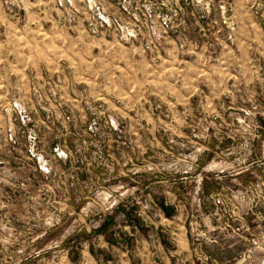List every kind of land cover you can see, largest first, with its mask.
<instances>
[{
	"label": "rangeland",
	"instance_id": "obj_1",
	"mask_svg": "<svg viewBox=\"0 0 264 264\" xmlns=\"http://www.w3.org/2000/svg\"><path fill=\"white\" fill-rule=\"evenodd\" d=\"M126 262L264 264V0H0V264Z\"/></svg>",
	"mask_w": 264,
	"mask_h": 264
},
{
	"label": "crops",
	"instance_id": "obj_2",
	"mask_svg": "<svg viewBox=\"0 0 264 264\" xmlns=\"http://www.w3.org/2000/svg\"><path fill=\"white\" fill-rule=\"evenodd\" d=\"M127 261H131V260H129V259H127ZM127 264H130V263H128V262H126Z\"/></svg>",
	"mask_w": 264,
	"mask_h": 264
}]
</instances>
